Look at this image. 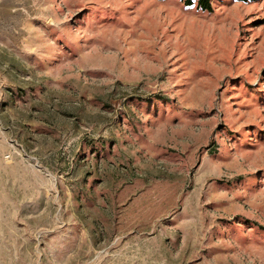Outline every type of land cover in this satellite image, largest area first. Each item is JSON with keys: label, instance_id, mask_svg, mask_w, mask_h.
<instances>
[{"label": "rangeland", "instance_id": "374dc122", "mask_svg": "<svg viewBox=\"0 0 264 264\" xmlns=\"http://www.w3.org/2000/svg\"><path fill=\"white\" fill-rule=\"evenodd\" d=\"M0 0V264H264V0Z\"/></svg>", "mask_w": 264, "mask_h": 264}, {"label": "trees", "instance_id": "16d2710c", "mask_svg": "<svg viewBox=\"0 0 264 264\" xmlns=\"http://www.w3.org/2000/svg\"><path fill=\"white\" fill-rule=\"evenodd\" d=\"M183 1L188 6H191V5H194L195 3H197L198 7L201 8L202 10H205V11H212L213 10L211 0H183ZM237 1L251 2V1H255V0H237Z\"/></svg>", "mask_w": 264, "mask_h": 264}]
</instances>
